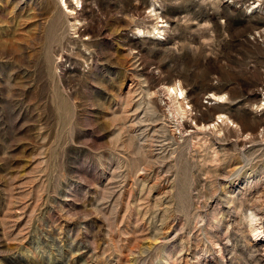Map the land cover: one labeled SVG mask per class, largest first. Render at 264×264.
I'll return each mask as SVG.
<instances>
[{"label": "rangeland", "instance_id": "374dc122", "mask_svg": "<svg viewBox=\"0 0 264 264\" xmlns=\"http://www.w3.org/2000/svg\"><path fill=\"white\" fill-rule=\"evenodd\" d=\"M64 2L0 0V264H264V0Z\"/></svg>", "mask_w": 264, "mask_h": 264}, {"label": "bare ground", "instance_id": "6f19581e", "mask_svg": "<svg viewBox=\"0 0 264 264\" xmlns=\"http://www.w3.org/2000/svg\"><path fill=\"white\" fill-rule=\"evenodd\" d=\"M60 1V0H59ZM65 5H66V7L67 8H69V6L70 5H68L67 6V2H66V0H65ZM75 3V2H74ZM77 3H79V0H77ZM69 4V3H68ZM261 5H263L261 2H255V3H253L252 5H251V8H252V11H257V10H260V8L262 7ZM73 9V8H72ZM72 9H70V10H72ZM152 9L154 10V14H156L155 16H157L159 19V21H163L164 19L163 18H161L160 16V10H158V8H156L154 5H153V7H152ZM262 9V8H261ZM162 11V10H161ZM71 12H74V10H72ZM157 17H155V18H157ZM161 25H163L162 23L161 24H157V25H154V30H156V29H159L160 28V26ZM139 31V30H138ZM143 31V30H142ZM141 31V33L139 34V35H141V34H144L145 33V31H143L142 32ZM152 32V31H151ZM155 33V32H154ZM167 91L169 92V94H172V93H176L177 95H179V94H183V89H177L175 86H168L167 88ZM214 94V93H213ZM264 94V93H263ZM184 95V94H183ZM222 95H219L218 97H215L214 95H210V96H208L210 99H218V100H221V99H219L220 97H221ZM223 96H225V95H223ZM172 97H173V95H172ZM263 97V96H262ZM264 99V98H263ZM176 100H178L177 99V96H176ZM263 102H264V100H262ZM187 103V102H186ZM187 105V104H186ZM187 113V112H186ZM219 118L218 119H220V120H224V116H227L226 114H223V112L222 113H220L219 115ZM191 117V116H190ZM230 120V119H229ZM196 123V122H195ZM212 123V122H211ZM225 123V122H224ZM227 123V122H226ZM179 124H181V122L179 123ZM207 124V123H206ZM181 125H183V124H181ZM180 125V126H181ZM204 125V124H203ZM202 125V126H203ZM195 127H196V124L194 125ZM201 126V127H202ZM208 126H209V123H208ZM213 126V125H212ZM215 126V125H214ZM183 127V126H182ZM200 127V126H199ZM197 128V127H196ZM206 128V127H205ZM216 128V127H215ZM202 129V128H201ZM200 130V129H199ZM210 130V129H209ZM186 131V130H185ZM201 131V130H200ZM184 133H186V132H184Z\"/></svg>", "mask_w": 264, "mask_h": 264}]
</instances>
